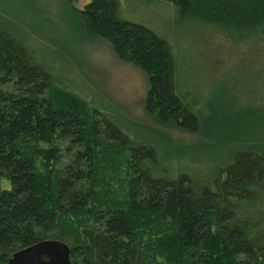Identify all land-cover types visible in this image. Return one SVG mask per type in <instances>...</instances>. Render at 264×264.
I'll return each mask as SVG.
<instances>
[{"label":"trees","instance_id":"1","mask_svg":"<svg viewBox=\"0 0 264 264\" xmlns=\"http://www.w3.org/2000/svg\"><path fill=\"white\" fill-rule=\"evenodd\" d=\"M127 1L75 9L90 34L145 74L148 114L193 134L205 120L209 131L202 108L211 104L189 62L130 21ZM163 1L179 21L264 38V0ZM8 23L0 18V264L47 239L68 244L73 264H264V148L234 149L210 179L171 175L153 146L67 88Z\"/></svg>","mask_w":264,"mask_h":264},{"label":"rangeland","instance_id":"2","mask_svg":"<svg viewBox=\"0 0 264 264\" xmlns=\"http://www.w3.org/2000/svg\"><path fill=\"white\" fill-rule=\"evenodd\" d=\"M86 1L11 0L10 7L0 9V18L10 21V27L5 26L67 88L99 107L132 139L153 146L161 167L171 175L182 172L210 179L231 160L234 149L264 148L260 32L247 30L227 38L194 19L177 20L168 1H127L132 6L123 2L130 21L144 24L189 62L197 78L191 75L192 83L197 82L210 101L212 111L202 108L207 123H212L209 131L204 120L200 132L193 134L159 124L146 112L145 74L121 60L107 40L85 29L75 8ZM62 159L69 160L65 153Z\"/></svg>","mask_w":264,"mask_h":264},{"label":"water","instance_id":"3","mask_svg":"<svg viewBox=\"0 0 264 264\" xmlns=\"http://www.w3.org/2000/svg\"><path fill=\"white\" fill-rule=\"evenodd\" d=\"M5 264H73L70 247L58 239H47L15 251Z\"/></svg>","mask_w":264,"mask_h":264},{"label":"bare ground","instance_id":"4","mask_svg":"<svg viewBox=\"0 0 264 264\" xmlns=\"http://www.w3.org/2000/svg\"><path fill=\"white\" fill-rule=\"evenodd\" d=\"M11 256V255H10ZM7 262V261H6Z\"/></svg>","mask_w":264,"mask_h":264}]
</instances>
